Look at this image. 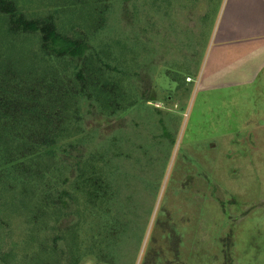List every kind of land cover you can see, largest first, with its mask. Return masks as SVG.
Instances as JSON below:
<instances>
[{
    "label": "rangeland",
    "instance_id": "rangeland-1",
    "mask_svg": "<svg viewBox=\"0 0 264 264\" xmlns=\"http://www.w3.org/2000/svg\"><path fill=\"white\" fill-rule=\"evenodd\" d=\"M49 1L30 0L32 15L46 14ZM228 2L111 6L98 39L150 44L141 59L150 58L153 77L140 84L145 99L117 121L85 118L93 132L82 149L105 151L115 170L117 235L107 264H264V71L255 82L233 84L237 64L231 71L235 61L226 59L227 75L223 67L210 73L215 30L241 23L227 18Z\"/></svg>",
    "mask_w": 264,
    "mask_h": 264
},
{
    "label": "trees",
    "instance_id": "trees-1",
    "mask_svg": "<svg viewBox=\"0 0 264 264\" xmlns=\"http://www.w3.org/2000/svg\"><path fill=\"white\" fill-rule=\"evenodd\" d=\"M115 1L133 0H50L34 16L30 0H0V264L113 260L115 170L105 151L82 149L85 118L117 121L153 77L150 44L98 39Z\"/></svg>",
    "mask_w": 264,
    "mask_h": 264
},
{
    "label": "crops",
    "instance_id": "crops-1",
    "mask_svg": "<svg viewBox=\"0 0 264 264\" xmlns=\"http://www.w3.org/2000/svg\"><path fill=\"white\" fill-rule=\"evenodd\" d=\"M228 4L231 10L227 12V18L241 23L240 26H233L235 30L227 27L222 29V26L215 30L210 73H219L224 68L225 60L232 59L235 62L231 71L236 64L237 68H233L229 81L232 80L233 84L255 82L264 71V0H229ZM223 70L226 75L229 73L228 67ZM218 73L213 77H219ZM222 78L215 80L220 82Z\"/></svg>",
    "mask_w": 264,
    "mask_h": 264
}]
</instances>
